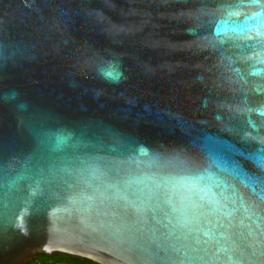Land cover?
Here are the masks:
<instances>
[{"label":"water","instance_id":"water-1","mask_svg":"<svg viewBox=\"0 0 264 264\" xmlns=\"http://www.w3.org/2000/svg\"><path fill=\"white\" fill-rule=\"evenodd\" d=\"M262 148L264 0H0V264H264Z\"/></svg>","mask_w":264,"mask_h":264},{"label":"flooded vegetation","instance_id":"flooded-vegetation-1","mask_svg":"<svg viewBox=\"0 0 264 264\" xmlns=\"http://www.w3.org/2000/svg\"><path fill=\"white\" fill-rule=\"evenodd\" d=\"M26 264H104L87 257L72 255L66 252H37Z\"/></svg>","mask_w":264,"mask_h":264},{"label":"snow or ice","instance_id":"snow-or-ice-1","mask_svg":"<svg viewBox=\"0 0 264 264\" xmlns=\"http://www.w3.org/2000/svg\"><path fill=\"white\" fill-rule=\"evenodd\" d=\"M226 28H227V24H218L215 31L220 32L225 30ZM101 72L106 79H110V80L119 79L120 76L119 71L115 68H110L107 70L102 69ZM260 154H261V162L264 163V148L260 150Z\"/></svg>","mask_w":264,"mask_h":264},{"label":"trees","instance_id":"trees-1","mask_svg":"<svg viewBox=\"0 0 264 264\" xmlns=\"http://www.w3.org/2000/svg\"><path fill=\"white\" fill-rule=\"evenodd\" d=\"M27 263V262H26Z\"/></svg>","mask_w":264,"mask_h":264}]
</instances>
